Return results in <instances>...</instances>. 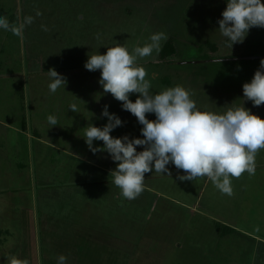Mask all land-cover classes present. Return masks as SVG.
I'll return each mask as SVG.
<instances>
[{"label":"rangeland","instance_id":"rangeland-1","mask_svg":"<svg viewBox=\"0 0 264 264\" xmlns=\"http://www.w3.org/2000/svg\"><path fill=\"white\" fill-rule=\"evenodd\" d=\"M225 8L226 0H0L10 22L34 17L22 41L0 29V264L13 255L57 264L61 254L67 264H264V150L254 175L232 179L231 196L207 177L181 181L169 163L170 176L146 173L144 191L128 200L112 182L117 162L83 137L89 124L108 123L107 106L122 121L113 138L143 139V125L85 63L118 44L131 52L157 32L168 36L161 51L137 60L153 94L182 85L202 111L243 105L264 119V105L243 95L264 59V28L229 47L218 29ZM49 69L65 88L50 92Z\"/></svg>","mask_w":264,"mask_h":264},{"label":"clouds","instance_id":"clouds-1","mask_svg":"<svg viewBox=\"0 0 264 264\" xmlns=\"http://www.w3.org/2000/svg\"><path fill=\"white\" fill-rule=\"evenodd\" d=\"M37 16L42 15L39 11ZM34 22V17L18 16L10 22L0 16V29L10 31L24 39L25 27ZM219 32L229 42V47L242 43L253 27L264 28V2L262 0H226L222 19L218 21ZM43 30L47 28L42 25ZM168 39L164 32L150 36V42L136 46L131 52L123 45L108 47L105 54H92L85 63L88 71L100 70L103 91L110 93L122 108L136 117L143 125V139L128 136L113 138L110 133L122 125L120 118L109 114L107 106L102 115L108 118L103 128L89 124L84 128V138L93 153L106 151L117 162L110 175L120 189L122 197L136 199L144 191L145 174L155 171L168 173L167 165L173 164L183 170L181 181H193L207 177L222 194L233 195L232 179H239L245 172L255 174V158L264 150V119L242 106L229 107L224 113L202 111L192 99V93L182 85L166 87L153 94L147 71L138 65V58L149 57L161 51V41ZM221 59L214 61L221 63ZM51 82L48 88L55 93L66 86L67 80L55 69H49ZM138 94L133 102L129 97ZM243 95L254 106L264 105V59L250 82L243 84ZM69 109L77 112L76 104ZM154 113L156 119L149 120L147 114ZM48 124L58 125L54 115L47 117ZM50 127V128H51ZM103 141L102 149L93 148V141ZM137 146L144 150L137 151ZM7 264H30L27 259L10 256ZM57 264H67L61 254Z\"/></svg>","mask_w":264,"mask_h":264},{"label":"trees","instance_id":"trees-1","mask_svg":"<svg viewBox=\"0 0 264 264\" xmlns=\"http://www.w3.org/2000/svg\"><path fill=\"white\" fill-rule=\"evenodd\" d=\"M173 40H172V42H171V44H169V42H167V48L166 49H168V46H171V52L173 53V51H176V48L175 47H173ZM214 46V45H213ZM214 48H216V46L214 47ZM163 53V52H162ZM203 57V59H207V58H211V56H209L208 54H205V55H203L202 56ZM153 118H155V116H152Z\"/></svg>","mask_w":264,"mask_h":264}]
</instances>
